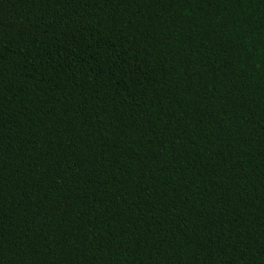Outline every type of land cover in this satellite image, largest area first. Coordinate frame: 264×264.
<instances>
[{
    "label": "trees",
    "instance_id": "16d2710c",
    "mask_svg": "<svg viewBox=\"0 0 264 264\" xmlns=\"http://www.w3.org/2000/svg\"><path fill=\"white\" fill-rule=\"evenodd\" d=\"M0 264H264V0H0Z\"/></svg>",
    "mask_w": 264,
    "mask_h": 264
}]
</instances>
